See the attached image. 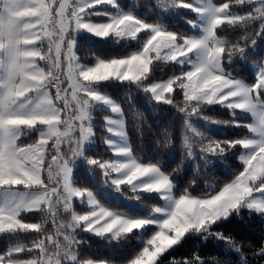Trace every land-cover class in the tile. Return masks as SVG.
I'll list each match as a JSON object with an SVG mask.
<instances>
[{
  "label": "snow or ice",
  "instance_id": "snow-or-ice-1",
  "mask_svg": "<svg viewBox=\"0 0 264 264\" xmlns=\"http://www.w3.org/2000/svg\"><path fill=\"white\" fill-rule=\"evenodd\" d=\"M242 2L243 0H236V3ZM95 3H112V0H95ZM180 6L191 7L183 3ZM229 9V3L207 9L211 23L203 39L178 41L175 34L153 28L154 34L139 54L124 59L100 61L94 67L83 69L76 62L72 42L66 40V33L73 24L76 28L87 29L101 37L110 34L135 37L148 26L131 15L121 16L110 23H85L82 22L85 9L73 7V3H67L66 0H0V194L8 198L7 207L0 208V233L46 231L39 223H24L20 219L21 209L34 211L46 207L55 223L56 210L61 205L64 209H69L72 197L84 195V192L74 189L70 184L71 169L68 159L62 155L61 144L65 137L71 139L70 132L76 131L71 122L73 119L79 121V138L86 139L89 135L90 129L85 126L89 99H101L90 89L89 85L92 83L112 78L141 81L150 72L153 60L176 61L178 57H186L197 51L199 63L193 70L175 80L155 84L148 89L156 100L172 103V99L165 94L172 93L173 85L176 84L184 96L182 110L189 109L194 101L211 104L238 98L229 107L255 111L253 93L258 96V90L264 88V70L252 88L217 74L226 53L231 56L243 50L237 45L226 49L222 46V40L216 37L217 27L225 22L232 25L243 19L233 16ZM62 49H66V53H62ZM38 61L50 62L47 72L39 67ZM65 82L67 87H62ZM52 88H55L54 96L49 91ZM57 101L61 102L60 106ZM73 102L76 114L63 120L62 112L71 108ZM112 110L119 111L115 107ZM191 111L195 113L197 109L191 107ZM62 123L65 125L64 131L60 130ZM260 124L264 125V113L260 115ZM37 126L46 129L41 130L38 141L24 147L18 144L22 129ZM49 140L55 149L50 157L51 162L46 161ZM241 143L245 148L255 146V150L247 158H243L246 165L244 170L233 182L210 198L182 196L176 200L168 218L160 224V230L152 236L148 246L143 248L131 264H157L158 258L178 243L189 230L199 231L220 218H227L232 210L252 198L254 192L264 194V142ZM76 145L73 154L79 152V140H76ZM206 150L223 152L225 149L220 142H210ZM119 154H124V150ZM91 163L99 162L92 160ZM100 167L117 173L128 170L124 179L113 181L117 186L131 185L137 180L154 175L155 179L142 185L144 191L161 192L170 188L168 178L159 174L155 167L141 166L134 161L105 162L100 163ZM45 170L46 180L42 178ZM257 181L261 183L257 184ZM17 186L40 191L30 200H25V193L19 191ZM248 207L264 209V200L251 199ZM111 215L101 208L99 212L89 215H73L72 221L75 224L88 222L86 230H94L97 235L113 231L117 235L128 233L148 223L145 220H123L119 217L105 222ZM72 227L73 223L59 225L55 236L36 239L31 247L25 245L0 255V264H52L51 257L43 259L48 252L46 242L56 249L55 264H63L65 259L74 255V245L77 243L70 233L65 234ZM216 235L221 237L219 233ZM61 240L64 241L63 244ZM25 251H35L38 255L28 260L13 258V253ZM82 264L104 262L86 260ZM184 264H188V261H184ZM193 264H202V260L196 257Z\"/></svg>",
  "mask_w": 264,
  "mask_h": 264
},
{
  "label": "trees",
  "instance_id": "trees-1",
  "mask_svg": "<svg viewBox=\"0 0 264 264\" xmlns=\"http://www.w3.org/2000/svg\"><path fill=\"white\" fill-rule=\"evenodd\" d=\"M120 9L164 31L180 35L181 41L191 34L188 22L195 18L187 11H182L173 18L164 17L156 8L154 0H121ZM218 34L225 41L226 49L233 45L243 49L231 56L227 53L223 56L227 73L235 79L247 81L251 86L255 85L257 79L251 74L249 64L253 60H264V12L234 25H225L218 30ZM139 48L129 41L118 42L115 38L99 41L90 36L79 37L76 44L80 61L85 65L126 58ZM186 70L176 68L173 64L156 63L151 75L143 83L183 75ZM100 86L102 92L121 107L132 155L161 168L175 184L176 199L182 196L204 198L219 193L244 170L239 160L242 153L240 141L250 135L246 128L251 121L249 117L237 116L232 110L193 102L189 109L182 110L184 96L177 85L168 96L172 103L152 101L149 93L143 90V84L112 80ZM260 98L264 104V88L260 90ZM191 107H195L197 111L193 113ZM99 114L109 113L101 110ZM97 122L94 126L95 138L86 149L85 158L101 163L112 158V155L106 150L107 131L103 127L105 121L100 117ZM31 135L22 140L21 144L36 142L37 133ZM78 135L79 133L76 134ZM210 142H220L225 150L208 152L206 146ZM73 147L76 146L71 144V148L65 150L66 156L72 153ZM51 154L47 162H51ZM99 163L92 166L82 163L75 171L76 184L82 189L95 191L99 183L105 181L97 167ZM90 169H96L94 176ZM43 178L46 180L45 175ZM141 199L151 204L150 209L162 205L156 197L141 195ZM20 219L24 223H39L46 231H11L0 234V255L7 254L13 246L26 244L31 247L36 239L55 236L59 225L70 224L71 214L59 210L53 223L52 216L41 209L24 213ZM154 232L151 229L144 236L131 233L116 240L110 237L98 238L84 232L70 233L77 241L72 257L76 264L86 260L129 264L147 246L146 241L151 239ZM68 233L69 229L65 234ZM63 243L61 240V244ZM261 249H264V214L243 209L232 213L226 220L216 221L206 231L190 232L179 246L163 254L157 264H184L186 260L188 264H193L196 257L202 260V264H264V251H260ZM35 254V251H25L20 255H13V258L30 259ZM72 257L63 264H72Z\"/></svg>",
  "mask_w": 264,
  "mask_h": 264
},
{
  "label": "rangeland",
  "instance_id": "rangeland-1",
  "mask_svg": "<svg viewBox=\"0 0 264 264\" xmlns=\"http://www.w3.org/2000/svg\"><path fill=\"white\" fill-rule=\"evenodd\" d=\"M120 1L121 0H112V3H95V0H66L67 3L72 4L73 7L76 8H84L85 11L82 14V22L85 23H93V24H102V23H110L114 19H118L121 16L124 15H129L124 13L120 9ZM187 4L191 5V7H183L180 6V4ZM224 3H229L230 4V13L233 16L237 17H242L244 19H247L249 17H252L254 15H258L264 12V0H243L242 3H236V0H180L173 2L172 0H154V4L158 11L167 18H173L177 16L178 13L182 11H187L188 13L192 14L195 16L193 20H189L188 26L191 29V34L187 37H183V39H203L207 35V29L210 26L211 23V18L207 14V9L209 7H218L220 5H223ZM94 5V6H92ZM132 16V15H131ZM134 17V16H133ZM137 20H139L141 23L144 25L148 26L144 30L140 31L135 37H130V36H123V37H117L114 34H110L107 37H101L98 36L92 32H90L87 29H81V28H76L75 24L70 28L69 32L66 33V40L71 41L73 44V53L76 57V62L83 68L87 69L89 67H94L95 65H85L83 64L82 61H80V57L76 51V44L77 40L81 36H90L96 40L102 41L108 38H115L118 42H125L129 41L132 42L134 45L137 47H140L137 51L131 53L128 57L134 54H139L140 52L143 51V47L146 44L147 40L154 34L153 28H158L159 30H162L161 28L151 25L147 23L146 21L134 17ZM242 20H238L236 23L241 22ZM234 23V24H236ZM232 24V25H234ZM225 25H229L227 22L224 24L220 25L215 29L216 37L222 40V46L225 47V41L223 38H221L218 34V30L222 28ZM164 31V30H162ZM167 32V31H166ZM172 33V32H171ZM177 36L178 41L180 40V35L173 33ZM147 36V38H145ZM47 49V45L45 44V50ZM62 53H66V49H62ZM55 54L53 50V55ZM154 55V54H151ZM126 57V58H128ZM124 59V58H122ZM156 63H163V64H173L176 68H179L181 70H186L190 71L193 70L195 65L199 63L198 59V52L194 51L192 53H189L188 56L186 57H178V60L176 61H164V60H153V65ZM38 65L41 69H43L45 72L48 71L50 67V62L46 61H38ZM153 65L150 66V72L147 74L145 78H142L141 81H127L131 82L134 84H143V90L146 93H149L151 100L156 102V103H165L163 101H157L155 98V95L149 91L148 89L155 84H164L169 82L170 80H175L177 77H182L183 75H172L171 77H168L165 80L161 81H153V82H146L143 83L145 79H147L152 72ZM250 71L251 74L256 77L257 82L258 78L261 74V71L264 70V60H253L250 62ZM185 72V73H186ZM217 74L224 75L226 78L239 82L245 87L252 88V86L247 82L243 80H238L233 78L227 73V69L224 66V60L222 57L221 60V65H220V70L217 72ZM121 81L116 78H112L109 80L105 81H100V82H95L89 85L90 89L98 94L101 99L100 100H91L89 99V104L87 107V118L85 121V126L90 129V133L87 136L86 139H80L79 135L76 136L77 133H79V121L72 120L71 122L73 123L74 127L76 128V131L70 132L69 136L71 139L68 137H65L63 139V142L61 144L62 148V155L65 156V158L68 159L69 162V167L71 169L70 173V184L74 189L80 190L84 192V195L82 197H72L71 199V206L69 209H64L63 206L61 205L57 210H61L66 213L71 214V222L74 224V227L69 229V233H74V232H84L91 234L93 236H96L98 238H104V237H110L114 240L124 237L127 234L131 233H139L141 236H144L146 233L150 232L151 229H154L155 232L154 234L159 231V226L160 224L168 218V214L171 212V210L174 208L175 201L178 200L174 196L175 192V184L171 182L169 177L165 174V172L156 166L150 165L145 163L143 160L136 159L131 152L130 144H129V138L126 132V122L125 118L123 115V112L121 110L120 105L110 96L107 94H104L101 90L100 84L102 83H107L109 81ZM256 82V84H257ZM62 87H67V83L65 82ZM174 90L176 88V85H173ZM263 89V88H261ZM258 90V96L256 93H253V100L254 103L256 104V110L252 111L249 109H236V108H231L229 107L230 104L235 103L236 99H229L226 100L222 103L220 102H214V103H206L204 101H194L193 103L196 104H202L206 105L208 107H220L223 109H228L236 112L237 116L240 117H249L251 121L246 125V128L248 129L250 135L248 138H245L240 141L241 147H242V153L240 155V164L246 167L244 163L243 158H247L254 150L255 146L245 148L243 146V143L241 142H246V141H255L257 143L264 142V125L260 124V115L264 113V104L261 101L260 98V90ZM50 94L52 96L55 95V88H52L49 90ZM70 91V90H69ZM174 92V91H173ZM172 92V93H173ZM172 93H166V97L171 95ZM63 94V93H62ZM58 106H60L61 102L57 101L56 102ZM118 108L119 111L114 112L112 109L113 108ZM104 110L108 112V115H102L99 114V111ZM76 114V109H75V104L73 102V106L64 112H62V119L63 120H68L70 117H73ZM102 117L105 121L103 124V127L107 131V136L105 139V144H106V150L112 155V158L107 159L101 163H111V162H130L134 161L135 163L145 166V167H155L159 174L166 176L169 180L170 183V188L166 191H161V192H156V191H144L142 188V185L151 182L153 179L156 177L154 175L148 176L145 178H142L140 180L135 181L133 184L128 185V184H121L117 186L116 184L113 183L114 180L117 179H124L125 176L128 174V170L121 171L119 173L112 171L111 169H105L100 167V163L97 165V167L101 170L103 179L105 180L101 184L99 183L97 189L95 191L87 190V189H82L79 185L76 184L77 178L75 175V171L79 168V166L82 165V163L86 162L88 165H94L91 163L92 160H88L85 158V151L86 149L90 146V144L94 141L95 138V129L94 126L95 124H98L97 118ZM65 125L62 123L61 124V131H64ZM46 131L45 128H42V126H37L33 128H24L22 129V135L18 139V144H20L22 147L27 146L21 144L22 140H26L29 137H31V134H34L35 132L37 133V140L40 138V132ZM76 140H79V152L77 154H73V151L70 155L66 156L65 150L71 148L72 145H76ZM76 147H73V150L76 149ZM54 145L51 140L48 142V147L46 150V161L48 160V156L50 153L54 151ZM121 150H124V154H119ZM91 172H93V176L96 173V169H90ZM47 177V170L42 172V178ZM261 181H257V184H260ZM23 187V186H17ZM19 191L25 193V200H30L35 194H37L40 189L32 188V189H25V188H19ZM89 194H91L89 196ZM218 194V193H216ZM214 194V195H216ZM141 195H146L147 197H156L158 198L161 202V206H155L152 209H150L151 204L148 201H143L141 199ZM214 195L204 197V198H210ZM189 198H192L190 196H187ZM204 198H196V199H204ZM251 199H257V200H264V194L260 193H253V197L245 200L244 202L241 203V205L230 212L227 218H220L218 220H226L228 219L232 213L239 212L243 209H248L251 211H255L257 213H262L264 214V209L258 210L256 208H249L248 203L250 202ZM91 201H94L95 203H92ZM8 205V198L4 196L3 194H0V208H5ZM103 208L107 211H109L112 215L111 217L107 218V221L111 220L112 218L119 217L123 220H145L148 221L143 227L139 229H133L131 232L128 233H121L117 235L116 231L106 233L103 235H97L96 232L93 231H88L86 230L88 227V222H80L79 224H75L74 221H72V216H80V215H89L92 212H99V210ZM44 209L47 212V208H41ZM39 209V210H41ZM159 209V211H157ZM150 210V211H149ZM131 211H136L137 213H133ZM149 211L148 215H145ZM28 211L21 209L20 216L24 213H27ZM142 213V214H140ZM140 214V215H139ZM217 220V221H218ZM215 223V222H214ZM212 223V224H214ZM210 224V225H212ZM210 225L205 226V228L199 230V231H206ZM195 229L189 230L180 240L178 243H176L174 246H172L170 249H168L166 252L171 251L173 248L179 246L182 241L185 239V237ZM197 231V230H195ZM6 232H11V231H4L2 233ZM21 232H26V231H21ZM0 233V234H2ZM153 234V235H154ZM152 238V237H151ZM150 240V239H149ZM148 240V241H149ZM148 241L147 246H148ZM26 244H21V245H16L13 246L9 249V252H13L16 248L25 246ZM146 246V247H147ZM45 247L48 248V252L46 255H44L43 259L48 260L49 257L52 258V264H55V253L56 249L53 248L50 244L46 242ZM165 252V253H166ZM21 253H13V255H20ZM163 253V254H165ZM162 254V255H163ZM38 254L36 253L35 256ZM161 255V256H162ZM34 256V257H35ZM160 256V257H161ZM159 257V258H160ZM71 258V257H70ZM73 258V257H72ZM158 258V259H159ZM31 259V258H30ZM22 260H28V259H22ZM66 261L68 260L65 259ZM64 260V262H65ZM72 264H76L75 258L71 259ZM94 262V261H92ZM82 264V263H81ZM107 264V263H104ZM131 264V263H129Z\"/></svg>",
  "mask_w": 264,
  "mask_h": 264
},
{
  "label": "crops",
  "instance_id": "crops-1",
  "mask_svg": "<svg viewBox=\"0 0 264 264\" xmlns=\"http://www.w3.org/2000/svg\"><path fill=\"white\" fill-rule=\"evenodd\" d=\"M29 212V211H28Z\"/></svg>",
  "mask_w": 264,
  "mask_h": 264
}]
</instances>
